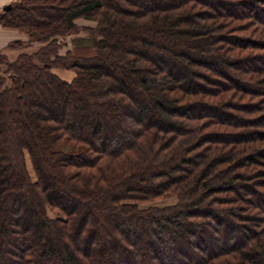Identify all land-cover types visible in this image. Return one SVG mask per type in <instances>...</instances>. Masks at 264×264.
<instances>
[{
    "label": "trees",
    "instance_id": "16d2710c",
    "mask_svg": "<svg viewBox=\"0 0 264 264\" xmlns=\"http://www.w3.org/2000/svg\"><path fill=\"white\" fill-rule=\"evenodd\" d=\"M8 6L0 264H264V0Z\"/></svg>",
    "mask_w": 264,
    "mask_h": 264
},
{
    "label": "rangeland",
    "instance_id": "374dc122",
    "mask_svg": "<svg viewBox=\"0 0 264 264\" xmlns=\"http://www.w3.org/2000/svg\"><path fill=\"white\" fill-rule=\"evenodd\" d=\"M20 0H0V15L2 14L4 8L12 3H16L19 2ZM45 1V0H44ZM7 4V5H6ZM78 25L81 27H91L93 26V23L85 20V19H79L78 21ZM0 28L3 30H11V31H16V30H12V29H6L4 27H2L0 25ZM17 33L24 35L26 37V40H13L10 41L5 47H3L2 49H0V52H2L4 55L5 52H9V53H13V52H17V51H22V53H28L31 54L33 51L38 50L41 46H43L44 44L41 43H37V42H33V43H27L28 42V37L25 33H22L20 31H16ZM85 35V34H84ZM70 39L71 37L66 38V42H68V46L70 44ZM19 43V44H15L14 46L10 47L11 43ZM69 49V48H64L61 49L60 53L64 54L65 51ZM7 56V55H6ZM19 56V55H18ZM9 60V59H8ZM10 61V60H9ZM63 78L70 80V78L72 77V73L69 72H64V71H60L58 72ZM52 110V109H51ZM77 122V121H75ZM74 122V123H75ZM66 150L72 151V152H79L82 149V146L80 145H72V144H67L64 145ZM29 169L32 170L31 168V164H29ZM176 202V198L174 196H166L161 200H157V201H151L149 203H146L144 205H142L143 208L149 207V206H159V207H163V206H167V205H171L174 204Z\"/></svg>",
    "mask_w": 264,
    "mask_h": 264
},
{
    "label": "crops",
    "instance_id": "0c3cea01",
    "mask_svg": "<svg viewBox=\"0 0 264 264\" xmlns=\"http://www.w3.org/2000/svg\"><path fill=\"white\" fill-rule=\"evenodd\" d=\"M13 40H26V37L17 33L16 31L3 30L0 28V49L5 47L10 41ZM36 51L37 50L33 51L32 53ZM5 54L7 55L10 61H14L18 57V55L22 54V51H17L13 53H9L6 51Z\"/></svg>",
    "mask_w": 264,
    "mask_h": 264
},
{
    "label": "water",
    "instance_id": "95a60500",
    "mask_svg": "<svg viewBox=\"0 0 264 264\" xmlns=\"http://www.w3.org/2000/svg\"><path fill=\"white\" fill-rule=\"evenodd\" d=\"M9 8V6H6L4 9L7 10Z\"/></svg>",
    "mask_w": 264,
    "mask_h": 264
}]
</instances>
